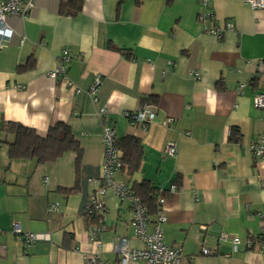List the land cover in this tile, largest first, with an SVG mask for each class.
I'll return each instance as SVG.
<instances>
[{
	"label": "crops",
	"instance_id": "1",
	"mask_svg": "<svg viewBox=\"0 0 264 264\" xmlns=\"http://www.w3.org/2000/svg\"><path fill=\"white\" fill-rule=\"evenodd\" d=\"M67 1L22 0L21 13L6 14L12 36L0 46V120L41 136L63 121L81 153L78 163L76 151L42 163L10 159L5 142L14 136L0 133V264H119L120 238L143 247L128 201L110 190L98 242L87 232L95 224L87 225L86 207L104 157L102 107L117 138L134 135L142 145L138 170L120 169L115 177L129 187L147 180L154 194L164 189L163 241L181 248L178 264H264V157L248 148L262 133L253 98L264 90V8L211 0V16L200 20L198 0H80L70 16L59 12ZM225 23L233 29L220 36L208 30ZM63 48L71 54V86L48 76ZM145 103L154 117L143 129L124 112ZM168 142L176 145L174 156L163 151ZM73 186L71 193L59 190ZM54 202L57 210L49 209ZM156 215L149 214V230ZM13 222L39 239L25 248Z\"/></svg>",
	"mask_w": 264,
	"mask_h": 264
},
{
	"label": "built area",
	"instance_id": "2",
	"mask_svg": "<svg viewBox=\"0 0 264 264\" xmlns=\"http://www.w3.org/2000/svg\"><path fill=\"white\" fill-rule=\"evenodd\" d=\"M21 1L22 0H1L0 1V46L3 42L8 41L12 36V29L6 22V14H18L21 13ZM211 0H198L199 4L204 8L203 13L200 14V20H205L211 16L208 11V4ZM246 4L253 9L264 8V0H246ZM233 26L230 23H225L223 27H213L210 30L211 33L220 36L225 30H231ZM71 59V54L68 48H63L56 67L48 72L50 78L61 77L65 79L67 85H72L71 81L66 79V64ZM192 75L196 78L199 77L198 72H193ZM100 83V78L96 77L93 84L90 86L88 93L91 97L95 96L97 88ZM76 92L80 89L75 88ZM253 105L259 108L263 113L262 118V133L257 140L249 143L248 148L254 158L264 157V90H259L254 94ZM99 119L102 121V141L104 147V157L100 167V173L98 178L93 179V183L96 185L94 191L90 196L89 203L86 207V214H101L105 210V198L107 197L108 190L111 194L120 200H126L129 203L131 217L129 220L132 227L133 234L138 238L143 247L140 249H133L129 246L127 238H120L116 243V251L119 253V264H127L128 262H134L137 260H145L147 264H178L182 257L180 247H174L166 244L163 241L161 224L166 221V216L162 210V206L165 202L164 189H157L155 194V200L158 208L156 218L151 223V229L149 230V211L143 205L142 200L134 194L130 187L115 177V173L122 167V151L118 144V138L115 129L106 124L104 121L106 115V109L100 108L97 111ZM125 117L128 119L131 125H139L143 129L154 117L153 105L148 103L142 104L136 111L124 112ZM164 153L169 156L176 154V145L172 142H168L164 147ZM175 185H171L170 191H174ZM58 203L54 202L49 205V209L57 210ZM261 218H264V212L259 214ZM102 230L101 224H95L87 228L90 240L97 243L96 237ZM12 234L20 240L25 248H28L35 243L39 237L32 232L24 231L18 222H13L11 226ZM227 234L221 232L219 239L225 240ZM240 242L239 237H234L231 240L232 249L237 250ZM99 245V243H98ZM203 254L212 253L207 248H202ZM89 262L95 263V256H87Z\"/></svg>",
	"mask_w": 264,
	"mask_h": 264
},
{
	"label": "trees",
	"instance_id": "3",
	"mask_svg": "<svg viewBox=\"0 0 264 264\" xmlns=\"http://www.w3.org/2000/svg\"><path fill=\"white\" fill-rule=\"evenodd\" d=\"M80 10V0H68L61 3L60 14L74 16ZM30 66V65H29ZM0 133L14 136L12 141L5 142L10 159L34 158L42 163L53 161L65 152L76 151L77 163L80 158V146L73 137L69 126L63 121L51 124L44 136L39 135L35 129L24 126L19 122L0 120ZM231 135L236 136L237 131L232 130ZM2 141V140H0ZM118 144L122 151V167L128 175L138 170L142 158V145L134 135H124L118 138ZM130 189L138 196L149 214L158 212L155 189L150 187L147 180L133 182ZM61 192L71 193L76 191L75 186L59 188ZM101 214H86L87 225L100 224ZM102 225V224H101Z\"/></svg>",
	"mask_w": 264,
	"mask_h": 264
}]
</instances>
